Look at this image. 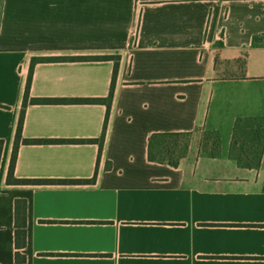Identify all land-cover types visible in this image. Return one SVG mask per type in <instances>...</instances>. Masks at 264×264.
I'll return each instance as SVG.
<instances>
[{"label":"crops","instance_id":"1","mask_svg":"<svg viewBox=\"0 0 264 264\" xmlns=\"http://www.w3.org/2000/svg\"><path fill=\"white\" fill-rule=\"evenodd\" d=\"M99 56L120 57L102 153L21 142L15 167L18 180L91 182L9 184L33 59ZM114 67L37 63L30 98H107ZM106 114L29 103L22 141L99 140ZM242 119L264 120V0H0V264H19L17 200L22 264H264V153L249 166L231 152ZM197 132L220 151L149 159L152 135Z\"/></svg>","mask_w":264,"mask_h":264},{"label":"trees","instance_id":"2","mask_svg":"<svg viewBox=\"0 0 264 264\" xmlns=\"http://www.w3.org/2000/svg\"><path fill=\"white\" fill-rule=\"evenodd\" d=\"M112 60L115 62L113 78H112V86L107 98H79V99H54V98H41V99H31L30 98V91H31V84L33 78L34 68L37 63H59V62H76V61H109ZM119 65H120V57L116 56H99V57H80V58H35L31 64V70L28 77L24 102H23V109L21 112L18 129H17V136L16 141L14 144L13 155L11 159V164L9 167L8 173V183L9 184H33V185H51L57 183L63 184H77V183H90L91 181L87 180H70V181H55V180H18L15 178V167L17 162V156L19 152V148L21 142L25 144H53V143H69V144H88V143H97L100 145V154L103 150V144L106 137V132L109 124L111 108L114 99L115 87L117 83V77L119 72ZM31 104H39V105H54V104H102L107 107V114L105 119L104 130L102 136L99 140H42V139H35V140H23L22 141V131L24 126V119L26 114V108ZM262 120L258 119H242L237 121L234 130L233 136V143L231 152L239 161V163H243V157L245 153L237 154L235 152L236 143L239 136V130L242 128L243 125L251 124L255 122H260ZM212 137H215V142L212 145V150L214 152L220 151V139L216 134H211ZM190 143V134H179V133H170V134H154L151 136L149 140V159L153 162L159 163H167L171 166H177L180 162V159L184 156V151L188 150V144ZM207 147H209L207 145ZM3 143L0 142V160L2 154ZM160 148L159 154L156 153V149ZM262 152V151H261ZM263 154L261 156H248L247 161L248 165L252 166L253 161H259V164L262 160ZM27 215H28V204L25 200H17L15 205V244L17 248L16 252V262L19 264L26 262V256L21 253L23 249L27 246Z\"/></svg>","mask_w":264,"mask_h":264},{"label":"rangeland","instance_id":"3","mask_svg":"<svg viewBox=\"0 0 264 264\" xmlns=\"http://www.w3.org/2000/svg\"><path fill=\"white\" fill-rule=\"evenodd\" d=\"M223 137L225 136H221V139ZM215 140V137H212L208 132H197L190 137L188 150L189 152L212 150V145ZM207 145L209 147H207ZM186 151L187 150H185L184 153ZM235 152L237 154L245 153L243 157L244 165H248L247 157L249 155L253 156L254 154L256 156H261V154L264 153V120L242 126L239 130ZM258 162L257 160L253 161L252 165H258Z\"/></svg>","mask_w":264,"mask_h":264}]
</instances>
